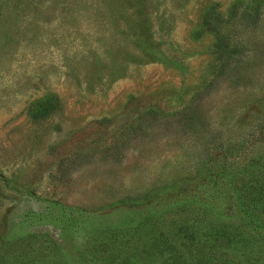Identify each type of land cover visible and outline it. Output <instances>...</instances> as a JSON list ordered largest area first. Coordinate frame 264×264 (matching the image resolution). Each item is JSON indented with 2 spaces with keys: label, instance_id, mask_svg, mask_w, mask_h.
Returning <instances> with one entry per match:
<instances>
[{
  "label": "rangeland",
  "instance_id": "obj_1",
  "mask_svg": "<svg viewBox=\"0 0 264 264\" xmlns=\"http://www.w3.org/2000/svg\"><path fill=\"white\" fill-rule=\"evenodd\" d=\"M263 121L264 0H0L1 253L43 232L56 264H262L240 188L224 216L197 200L262 152Z\"/></svg>",
  "mask_w": 264,
  "mask_h": 264
},
{
  "label": "trees",
  "instance_id": "obj_2",
  "mask_svg": "<svg viewBox=\"0 0 264 264\" xmlns=\"http://www.w3.org/2000/svg\"><path fill=\"white\" fill-rule=\"evenodd\" d=\"M259 132L261 137L264 138V124L261 128H259ZM262 147V152L259 155L248 158L242 165L232 164V172H230L226 167L221 168L218 166V169L206 174V178L200 185H198V187L200 189L202 188V190L206 193V196H204L206 200L197 201L199 202L198 206L201 209L199 215L202 214L209 217H217L220 215L224 216V211L217 214V210L219 211L220 209L218 202L221 200L220 198L224 196L223 188L225 186L226 189L232 188V195H235L237 188H240L239 194L242 192V195L244 194V196H248V198L244 197V202L247 205L239 209L240 203L232 202L234 209L239 211L238 214L231 219L232 222L237 223V225L232 223V228L235 229L240 226H246L252 228L253 232L255 231L258 233L252 237L253 239H250L252 243H247L252 248V250L249 251L251 253V259H259L261 263L264 264V142ZM231 179L232 181L229 182ZM195 191L196 189H192L191 193H194ZM193 201L195 202L194 199L191 200V202ZM182 203L186 205L185 202ZM195 204L197 203L195 202ZM174 207L177 206H172V208ZM85 221H87V219ZM85 221L83 220V222ZM84 225L86 228L80 223V226H82L80 228L86 231V235H91L90 239L101 238L105 234H108V237L117 238L116 231L118 230V226H103L101 224L95 226L92 224L91 219ZM175 225L174 230L181 224ZM71 227V224L63 221L61 230H63L64 234H67ZM46 239L47 238L43 232H33L32 234L23 236L21 233L10 231L7 244L4 242L8 245L7 252L1 253L0 250V264H56V261L58 260L57 256L55 260L52 259L51 262H47L46 253H42L41 250H39L40 248L37 249L34 245L37 242L42 245ZM160 245L163 246V249L167 252L172 253L174 251L171 242L166 238H164V241H160ZM143 249V247L140 248L139 255L142 253ZM103 256L105 259H109L111 257L110 254H103ZM104 258L100 257L99 259L104 261ZM140 258L143 264H147L144 263V261L147 262V258L145 256H140Z\"/></svg>",
  "mask_w": 264,
  "mask_h": 264
}]
</instances>
